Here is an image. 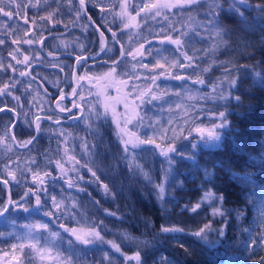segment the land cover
<instances>
[{"label":"trees","instance_id":"16d2710c","mask_svg":"<svg viewBox=\"0 0 264 264\" xmlns=\"http://www.w3.org/2000/svg\"><path fill=\"white\" fill-rule=\"evenodd\" d=\"M108 1L85 0L90 16L106 38V46L97 58L81 59L77 65L76 72L90 74L97 85L96 89H90L85 80H80L75 95L83 106L80 117L57 124L40 120L32 143L19 148L9 133L13 114L7 110L0 112V177L9 182L12 199L20 200L29 188L36 192L39 185L33 186V174H51L44 177L46 193L40 195L42 204L53 215L46 216L43 211L36 214L35 199L31 197L25 205L30 212L20 209L17 213H21L23 222L41 220L49 231L59 232L55 247L73 264H136L135 260L127 258L137 252L141 264H229L253 256L263 249L261 237L264 235L261 216L264 176L258 175L264 165L249 160V155L261 157L264 154L261 144L264 142V88L260 86V74L264 73V12L259 11L264 0H243L242 3L241 0H199L194 4L173 0L167 2L178 6L163 9L160 16L154 18L151 13L156 9L146 13L140 11L141 7L165 1L115 0L112 12L107 11ZM13 3L20 5L19 12L9 17L0 13V40H3L0 87L7 83L10 89L9 95L0 97V108L11 106L18 112L12 131L16 141L24 144L34 134L35 115L53 114L52 100L72 88L74 59L97 54L103 37L90 24L77 0H13ZM236 9L243 12V19ZM5 10L11 9L6 7ZM131 17L135 20L131 21ZM217 20L220 27H212V22ZM125 23L129 26L125 27ZM156 27L165 30L151 36L150 32ZM218 31L221 36L216 35ZM225 32L227 34L223 35ZM112 33L118 43H113ZM167 35L182 39L183 51L193 58L191 67L173 66L175 61L184 65L189 62L180 48L166 40L161 43ZM26 39H32L33 43H24ZM141 44L144 45L143 57L137 55L134 59L128 55ZM163 50L168 58L156 59ZM25 55L30 58L29 65L17 64L16 60H23ZM115 61L119 63L114 64ZM34 62L39 65L31 66ZM157 62L164 68L155 67ZM144 64L148 67H143ZM113 67L115 72H112ZM27 69L29 74L20 77L19 72ZM229 73L238 78L233 96L241 97L242 106H237L233 99L225 108L223 101L212 98L213 87L227 88ZM152 75L157 77L155 83L151 81ZM176 75L185 79L176 80ZM198 80L204 83H195ZM140 93L146 94L141 96ZM152 95L159 99H151ZM104 105L108 106L106 117ZM90 106L96 111L85 113ZM149 109L171 112L173 120L181 119L185 123L176 140L160 143V148L148 145L157 151L153 156L156 167H150V177L145 178L124 159L125 138L121 130L124 119L127 127L132 113L140 110L146 113ZM219 111L231 113L227 118L232 130L221 133L222 149L211 151L198 147L195 153L189 147L185 149L183 144H199L203 140L192 129H210L214 114ZM233 138L236 144L244 145L243 152L234 150ZM170 143L197 163L177 160L169 173L161 149H166ZM57 162L63 165L66 175L55 166ZM88 167L96 172L99 181L87 171ZM204 170L212 174L208 178L210 182H206ZM9 172L15 174V181ZM230 173L254 176L258 183L248 185L233 180ZM173 175H178V179L173 181ZM165 180L168 183L164 199L159 200L155 185ZM103 184L109 187L107 194ZM5 192L0 183V204L6 200ZM207 192L223 195L224 200L205 201L196 213L181 211L186 205L191 207L201 201ZM52 197L59 204L58 208L50 206ZM214 207L226 210L230 222L221 244L210 250L190 233L205 223H211L213 228L221 226L220 218L211 215ZM239 209L247 211L245 218L237 222L234 210ZM162 225L180 227L184 232L161 234ZM65 228H75L78 233L97 230L105 243L85 246L76 242L69 246L68 239L75 238L66 233ZM125 233L146 243L132 244L124 238ZM209 239H219L218 234L210 235ZM107 241L117 244L120 251Z\"/></svg>","mask_w":264,"mask_h":264},{"label":"snow or ice","instance_id":"6c2138e0","mask_svg":"<svg viewBox=\"0 0 264 264\" xmlns=\"http://www.w3.org/2000/svg\"><path fill=\"white\" fill-rule=\"evenodd\" d=\"M185 2L189 3V4H194V3H198L199 0H185ZM243 2V0H241V3ZM79 4L81 6V8H83L84 4H85V0H79ZM178 6L177 4H173L170 2H167V0H165V2L163 3H146L143 4V6L141 7L140 11H145L146 13L151 12L152 9H156L155 12H152L151 15L152 17H156V16H160L161 14V10L163 9H169V8H173ZM9 8L11 9L10 11H6L5 9ZM19 8L20 5L19 4H15L13 3V0H0V13L3 14V16L5 17H9L12 16L14 12H19ZM225 11H227L226 9H223ZM259 11L264 12V6H262ZM236 13L243 19V12L240 11V9H236ZM137 15H139V12H137ZM213 15L215 16L216 14L213 13ZM148 16H145V19H147ZM131 21L135 20V17H131L130 18ZM125 27H128L129 24L125 23L124 25ZM212 27L215 28H219L220 25L218 23V20L215 22H212ZM110 31V30H109ZM227 33H223V35H226ZM101 37H103V33L100 34ZM179 35H183V33H179ZM217 36H221L222 33L221 32H217L216 33ZM112 37H113V43H118V41L116 40V36L115 33H112ZM165 40L172 44L177 46V48H180L183 54V57L189 62L187 65L181 64L179 61H175L173 62V66H177L179 65V67L184 68V67H191L192 62H193V58L191 56L187 55V52L183 51L182 45H183V41L180 38H176L173 39V37L171 35H167L165 36L164 40L161 41V43H164ZM19 41H13V43H18ZM3 43V40H0V44ZM24 43L31 45L33 43L32 39H26L24 41ZM39 43H43V41H39ZM144 45L141 44L140 48L136 49L135 52H129L128 55L133 56V58L135 59V57L141 56L143 57L145 55V53L142 51ZM104 51V45L103 43L101 44V52ZM49 56L52 55V53H48ZM124 53H123V49H121V56L123 57ZM14 60L16 59L15 56L12 57ZM85 60L87 59H91V57H87L84 58ZM29 61L30 58L29 56L25 55L23 56V60H16L17 64H23V65H29ZM119 61H115L114 64H118ZM9 68L12 67L11 64L8 65ZM143 67L147 68L148 65L144 64ZM155 67L157 68H164L163 64H160L159 62H157L155 64ZM116 68L113 67L112 68V72H115ZM204 71H208V69H204ZM237 72L239 70H236ZM251 71V70H249ZM28 75V73L26 71H20L19 72V76L20 77H24ZM231 78L228 81L227 84V88H219V90L216 87H213L212 91L214 93V96L212 97L213 99H217L219 101H223L224 104L223 106L225 108L228 107V105L231 103V101L234 99L237 102V106H242V101H241V97L239 95H235L233 96V91H235L237 89L238 86V78L235 76H232L231 73L228 74ZM83 79V78H81ZM157 77L155 75H152L151 77V81L152 83H155ZM174 79L176 80H184L185 77L182 75H176L174 76ZM195 83H199V84H203L204 81L203 80H198L195 81ZM260 86L262 88H264V73L260 74ZM149 92H151V89H148ZM10 94V89H9V85L7 83H5L3 85V87H0V97L2 96H7ZM72 94L76 95V90L73 89L72 90ZM146 93H140V95H145ZM191 98V97H190ZM16 100H19V97L15 98ZM60 99L63 100L64 96L61 95ZM81 100H83V97H80ZM151 99H159V97L152 95ZM143 102V101H142ZM57 108H59V110L61 112H64L66 109L64 107H61V105L59 103H57L56 105ZM125 107H127V105H125ZM72 108H77L79 110V106L76 103L72 104ZM104 113L103 115L106 117L108 114V106L104 105ZM5 109L4 108H0V112H4ZM70 115V118L75 119V113H71V109H68ZM89 111H92L91 108H89ZM231 113L226 114L225 111H219L217 113H215V119L212 121V125L210 129H205V128H201V127H194L192 130H194L197 134H199L201 137H203V140L197 144V143H190L189 145H186V147H189L193 150V153H195L196 149L198 147L200 148H204L207 150H217V149H222V138H221V133L222 132H230L232 129L229 126V121L227 116L230 115ZM239 115H243V114H239ZM113 116H115V112L113 110ZM68 118V117H66ZM37 119H39V117H37ZM60 121L57 120L56 123H59ZM117 125L119 126V121H117ZM189 132V134H191V131ZM36 131H39V124H36ZM122 131V130H121ZM237 131H239L237 129ZM205 132L207 133V135L205 136ZM61 135H64L63 133H61ZM32 141H26L24 142V144L22 145L23 147H26L28 144H31ZM124 159L128 160L129 159V144H131V149L135 150V148L138 145H155L156 148H160L159 144H156V141L154 139H145V140H139L137 139L135 142L131 141V140H125L124 142ZM262 146H264V142H261ZM85 147H87V145H85ZM233 147L234 150L239 149L241 152H243L244 149V145H239L235 143V140L233 138ZM148 149H144V151H147ZM65 153H67V149H65ZM161 154L163 155V157H165L166 159V163L168 164V172L170 173L172 171V169L174 168L176 161L179 160L180 162H190L192 164H196L197 161H194L192 159L191 156H185L183 150L178 151L177 148L175 147L174 143H170L168 145V147L166 149H161ZM69 160H75V157H69ZM249 160L250 162H255V163H259L261 165H264V154H262L261 157H254L249 155ZM33 163H35V161H33ZM77 164L79 163L78 161L76 162ZM87 161L85 163V167L87 166ZM57 168L60 169L61 173H63L64 175H66V170L64 169L63 165L60 164L59 162H57V164L55 165ZM131 166V165H129ZM137 170L140 171L142 173V176L147 178L148 177V173L147 172H143L142 168L137 165ZM30 171V169H29ZM87 171L89 173H91V176L95 178L96 181H99V177L97 176L96 172L92 170V168L88 167ZM10 176H12V179L15 181L16 180V176L14 173L9 172L8 173ZM204 175L206 178V182H210L208 180V178L212 175L210 173L207 172V170H204ZM258 175H262L264 176V168H262L261 172L258 173ZM51 174L48 172H45L43 174V176L37 174H33L32 175V181H33V186H35L36 184L39 185V187L37 188L36 192H33L31 188H29L28 191L24 192L20 198V200L18 201H12L11 199H9L8 201L4 202L2 205H0V217H4L5 213H9L10 209L12 210H20L22 209L24 212L29 213L30 209L28 207H26L25 205L27 204L28 198H34L35 199V206H34V211L36 214H39L41 211H43L44 215L51 217L53 215L52 212L47 210V206L45 204H42L41 202V195L40 193L45 192L46 193V188H45V179L44 177H50ZM230 176L233 180H240L243 181L245 184L248 185H256L258 182L255 180L254 176H249V175H238L237 173H230ZM82 179V177H81ZM178 179V175H173L172 176V180L175 181ZM149 183H152L151 180H149ZM168 183L167 180H165L164 182L160 183V184H156L155 185V189H156V194H157V198L159 200H163L164 199V195H165V184ZM3 184L5 186H7L8 181L4 180ZM68 185L69 187L73 186L72 185V181L69 179L68 180ZM103 189H104V193L107 194L109 192V187L107 184H103L102 185ZM262 189H264V185L261 186ZM52 204L50 205L53 208H58L59 204L56 202L55 197H52ZM220 201L222 202L224 200L223 195L220 196H216L214 195V193L212 192H207L204 194L203 199L201 201H198L194 206L188 207L187 205L181 210V211H188V212H192V213H196L198 211V209H200L201 204L204 203L205 201ZM262 204H264V198H262L261 201ZM165 211H167L165 209ZM247 211V209H239V210H234L235 215H234V219L237 222L242 221L245 218V212ZM110 215H115V213H110ZM211 215L213 217H219V221L218 223L221 225L218 228H213L211 223H205L203 225V227H201L199 230L190 233V235L197 237L201 243L207 245V247L210 250H215L220 244H221V240L222 238L225 237L226 235V230H227V226L229 224V218H228V214L226 212V210H222L221 208H213V211L211 213ZM261 216L262 219H264V211L261 212ZM61 227H63V225H61ZM35 228H44L47 229L48 225L47 224H42V225H33L30 227V232L29 235L31 236V233L35 230ZM64 231L66 233H70L71 237H74L75 240H72L71 238L68 239V244L69 246L73 245L74 243L78 242L80 245H85V246H89V245H95L97 243H105L103 237L101 236L100 232L97 230H90L87 232H80L78 233L77 229L75 228H65ZM161 234H175V233H183L184 229L180 228V227H176V226H161L160 229ZM212 234H218L219 239L216 240H210L209 236ZM51 235L53 236V238H57L60 236L59 232H53L51 233ZM124 238L127 240H134L137 238H133L131 237L129 234L125 233L124 234ZM173 239H175L176 237L173 236ZM261 239H264V236L261 237ZM138 243L140 244H145V241L142 240H137ZM107 243H109L111 245L112 248L116 249L117 252L120 251L119 246L111 241H107ZM182 248L184 247L183 244L180 245ZM75 251V250H73ZM84 251H87V249H84ZM68 259V264H72L71 259ZM127 259L130 260H135L136 264H141V257L139 252L136 253L135 256L133 257H128ZM260 264H264V260H262L260 262Z\"/></svg>","mask_w":264,"mask_h":264},{"label":"rangeland","instance_id":"374dc122","mask_svg":"<svg viewBox=\"0 0 264 264\" xmlns=\"http://www.w3.org/2000/svg\"><path fill=\"white\" fill-rule=\"evenodd\" d=\"M114 1L115 0H109L107 2V11L112 12ZM167 1L171 2L173 0ZM163 30H165V28L156 27L150 32L151 36H158L159 33ZM147 36L148 34L145 36V38H147ZM163 52V54L158 52L156 59L168 58V53L164 50ZM76 74L77 75H75V81L78 84V87L81 76L83 80H85V84L88 87H91L90 89L97 88V85L94 84L93 76H91L90 74L82 75L78 72H76ZM70 90H68V92ZM68 92L62 94H66ZM58 103L61 105V107H63V102L60 101ZM89 108H91L92 111H89V109H85V113L91 114L96 111L95 107L93 106H90ZM75 114H78V112H75ZM118 119L122 121L121 118ZM123 123L124 125L122 127L121 135H124L125 140H131L135 142L137 139L140 140L141 138L154 139L156 141V144H160L164 142H170L179 138L181 133L183 132V125L185 122H183L181 119L173 120V114L171 112L160 113L157 110L149 109L146 113H142L141 110L138 113H132L127 127L125 126V119ZM183 145L186 149V144ZM143 148L148 150L144 151L142 150ZM129 149V164L137 173L141 174L142 176V173L138 171L136 167L137 165H139L142 168L143 172H147L148 177H150V167H156V164L153 160V156L157 155L156 149L153 146L149 147L148 145H138L135 150H132L130 146ZM42 224L46 223H43V221L41 220H35L31 221L30 223H26L25 225L23 224L21 228H18L17 234L20 238H22L23 245L25 246L26 250L23 253L17 251L13 254H11L9 250H6L5 252L0 251V255L2 256L1 258L3 259L4 256H6L7 258L10 255H13L14 257L22 255L26 256V259L24 260H26L28 264H68V257L65 254L61 253L59 249L55 247L56 238H53V236L51 235L53 231H49L48 228L45 230H43L44 228H35V230L31 233V236L29 235L31 226ZM137 240L140 239L137 238L128 241L132 244H137ZM262 243L263 249L259 250L258 252L256 251L253 256H248L244 260L236 259L231 261L229 264H259L262 260H264V239ZM8 262L12 263L10 261V258L8 259ZM13 264L21 263L15 260Z\"/></svg>","mask_w":264,"mask_h":264},{"label":"flooded vegetation","instance_id":"af4514ba","mask_svg":"<svg viewBox=\"0 0 264 264\" xmlns=\"http://www.w3.org/2000/svg\"><path fill=\"white\" fill-rule=\"evenodd\" d=\"M71 82H72V78H71ZM53 101L54 100H52V103H51L52 105H53ZM61 102H63V104H64L63 107L66 110L68 108L71 109V113H75V112L80 113V109L78 110L77 108H72L73 103L80 104V102L78 100H76V96H74L73 98H71L69 100H62ZM2 107H5V110L11 112L13 114V117L15 116V112L18 115V112L14 108H12L11 106H2ZM54 110L55 111L51 112L53 114H50V113L47 114L49 116V118L50 117L51 118H66V117H68V118H66V119H68V122L72 121L71 119H73V118H70L71 114L69 113V111L60 112V111L56 110L55 108H54ZM39 114L44 115L46 113H38L37 115H39ZM37 115H35V116H37ZM75 115H77V114H75ZM15 118H16V120H15ZM15 118H13V120H12V122L15 120V122L13 123V126H12V130L18 121V116ZM34 118H33V123H34ZM37 120L40 121V120H45V119L39 118ZM12 122H11V124H12ZM68 122H66V123H68ZM9 129H10V126H9ZM9 133H10V130H9ZM12 133H13V131H12ZM0 183L5 188V191H6L5 192V196H6L5 202H6V201H8V191H7L6 186L3 184V182L0 181ZM11 200L14 201L12 198H11ZM3 203L4 202H2L0 205H2ZM26 223H29V222H23V220L21 218V213L18 214L16 210H12V209H10L9 213H5L4 217H0V251L5 252L6 250H9V252L11 254H13V253H16L17 251H19L20 253H23L26 250L25 246L23 245L22 238H20L17 234L18 228H21L23 226V224L25 225ZM1 257L2 256L0 255V264H13V262L15 260H17L21 264H28V262L26 260H24V259H26V256L18 255V257H14L13 255H10L7 258H6V256H4L3 259ZM9 258H10V261L12 263L8 262Z\"/></svg>","mask_w":264,"mask_h":264},{"label":"water","instance_id":"95a60500","mask_svg":"<svg viewBox=\"0 0 264 264\" xmlns=\"http://www.w3.org/2000/svg\"><path fill=\"white\" fill-rule=\"evenodd\" d=\"M78 2H79V0H78ZM83 11H84V14H86V15L89 17V20H90V23L92 24V26H93L94 28H96L97 30H99V31L102 33V31L100 30V28L98 27V25L94 22V20L92 19V17H90V16L88 15L86 4H84V6H83ZM103 38H104V40H103V45H104V47H105L106 42H105L104 34H103ZM101 53H102V52H101V49H100L99 52H98L97 54H95V55H80V56H77V57L75 58V60H74V62H73V73H72L73 89H75V90L77 91V84L75 83V79H74V74H75V72H76V65H77V62H78L80 59H82V58H87V57H91V59L96 58V57H98ZM73 89H72V90H73ZM60 96H61V95H58V96L56 97V100H61V99H60ZM72 96H73V94H72V91H71V93H69L68 95L64 96V99H68V98H70V97H72ZM80 108H81V106H80ZM65 111H66V110H65ZM40 116H41L42 118H44V119H48V117H46L45 115H40ZM35 119H36V118H35ZM49 120H50V119H49ZM57 120H59V119L50 120V121L53 122V123H56ZM14 121H15V120H14ZM59 121H60V120H59ZM62 121H65V120L63 119ZM36 133H37V131H36V123L34 122V135L32 136V138H30L31 141H32V139L34 138V136L36 135ZM12 136H13V135H12ZM0 180H2V179L0 178ZM2 181H4V180H2ZM7 188H8V200H9V199H11V196H10V191H9V186H8V184H7Z\"/></svg>","mask_w":264,"mask_h":264}]
</instances>
